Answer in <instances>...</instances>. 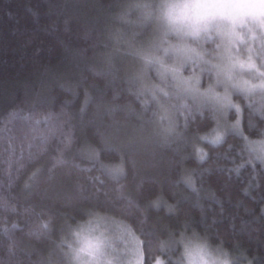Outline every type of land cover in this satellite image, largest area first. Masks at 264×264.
Listing matches in <instances>:
<instances>
[{
	"label": "trees",
	"instance_id": "16d2710c",
	"mask_svg": "<svg viewBox=\"0 0 264 264\" xmlns=\"http://www.w3.org/2000/svg\"><path fill=\"white\" fill-rule=\"evenodd\" d=\"M154 1L0 0V264L72 263L96 218L129 228L145 264L182 262L191 237L264 264V162L245 139L264 103L233 91L234 113L173 90L143 54Z\"/></svg>",
	"mask_w": 264,
	"mask_h": 264
},
{
	"label": "rangeland",
	"instance_id": "374dc122",
	"mask_svg": "<svg viewBox=\"0 0 264 264\" xmlns=\"http://www.w3.org/2000/svg\"><path fill=\"white\" fill-rule=\"evenodd\" d=\"M186 2H199L216 7L202 10L194 27L182 28H174L161 22L158 13L161 0L152 2L155 6L152 12H140L141 16L154 18L160 29V35L146 45L143 52L155 73L161 78L167 76L169 80L172 79L170 87L174 86L173 90L192 97H201L202 101L211 102L213 108L218 110L225 108L237 112L238 109L228 101V95L233 91L254 96L258 94V103H264V57L260 54L264 53V0ZM212 37L215 52L205 56L197 43ZM175 62L180 66L179 71L183 68L179 62L186 64L189 74L179 73L174 66ZM194 64L201 65L202 68L199 70ZM197 69L200 73L209 70L215 79L214 85L219 83L218 87H201L207 79L200 84L191 74ZM262 107L264 110V105ZM230 128L235 130L238 126L234 123ZM213 134L217 136L215 131ZM245 139L254 158L264 162V131L259 138ZM81 234L83 236L73 249L72 263L69 264H145L139 240L121 223L96 218ZM183 246L182 262L173 258L166 262L159 257L149 264H184L186 256H191L194 264H233L227 254L197 237L185 240Z\"/></svg>",
	"mask_w": 264,
	"mask_h": 264
},
{
	"label": "clouds",
	"instance_id": "9594fccd",
	"mask_svg": "<svg viewBox=\"0 0 264 264\" xmlns=\"http://www.w3.org/2000/svg\"><path fill=\"white\" fill-rule=\"evenodd\" d=\"M215 5L186 0H161L158 6L159 19L167 26L174 28L194 27L202 10ZM195 251L193 255H195ZM184 264H194L191 256H186Z\"/></svg>",
	"mask_w": 264,
	"mask_h": 264
}]
</instances>
